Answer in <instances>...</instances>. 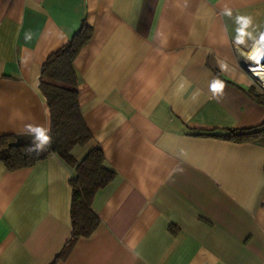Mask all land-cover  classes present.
Here are the masks:
<instances>
[{
	"label": "crops",
	"instance_id": "obj_1",
	"mask_svg": "<svg viewBox=\"0 0 264 264\" xmlns=\"http://www.w3.org/2000/svg\"><path fill=\"white\" fill-rule=\"evenodd\" d=\"M247 21V23H245ZM82 22L78 102L114 177L98 224L71 237L57 154L0 163V264H264V123L246 53L264 45V0H0V136L50 131L41 66Z\"/></svg>",
	"mask_w": 264,
	"mask_h": 264
},
{
	"label": "trees",
	"instance_id": "obj_2",
	"mask_svg": "<svg viewBox=\"0 0 264 264\" xmlns=\"http://www.w3.org/2000/svg\"><path fill=\"white\" fill-rule=\"evenodd\" d=\"M91 27L82 22L70 39L51 53L41 66L39 90L45 98L50 117V143L39 153L29 151L34 142H39V133L27 138L14 135L0 136V163L7 169L33 165L49 154H57L69 166L74 167L75 176L69 179L71 187L70 222L71 237L87 236L98 224L96 214L91 210L95 192L114 177V172L104 166V155L99 147H93L76 161L70 151L76 145L91 140L92 134L86 126L78 102V75L73 61L91 37ZM249 92L264 103V90L252 85ZM264 135V123L241 130H230L229 138L236 142L252 140Z\"/></svg>",
	"mask_w": 264,
	"mask_h": 264
},
{
	"label": "built area",
	"instance_id": "obj_3",
	"mask_svg": "<svg viewBox=\"0 0 264 264\" xmlns=\"http://www.w3.org/2000/svg\"><path fill=\"white\" fill-rule=\"evenodd\" d=\"M261 47L262 48L254 45L246 53L244 68L251 77L252 83L259 89L264 90V60L255 61L250 55L255 50H257L259 54H264V45H262ZM255 63H258L259 67H255Z\"/></svg>",
	"mask_w": 264,
	"mask_h": 264
},
{
	"label": "clouds",
	"instance_id": "obj_4",
	"mask_svg": "<svg viewBox=\"0 0 264 264\" xmlns=\"http://www.w3.org/2000/svg\"><path fill=\"white\" fill-rule=\"evenodd\" d=\"M245 23H247V21H245ZM262 39H264V37H262ZM37 139L39 142H34V144L29 148L30 152L35 151L39 153L50 143V137L45 135H39Z\"/></svg>",
	"mask_w": 264,
	"mask_h": 264
},
{
	"label": "bare ground",
	"instance_id": "obj_5",
	"mask_svg": "<svg viewBox=\"0 0 264 264\" xmlns=\"http://www.w3.org/2000/svg\"><path fill=\"white\" fill-rule=\"evenodd\" d=\"M251 57L255 60V61H257L258 59H255L254 57H257L258 55H260L259 53H258V51L257 50H255V51H253L251 54ZM256 65H255V67H259V64L258 63H255Z\"/></svg>",
	"mask_w": 264,
	"mask_h": 264
},
{
	"label": "snow or ice",
	"instance_id": "obj_6",
	"mask_svg": "<svg viewBox=\"0 0 264 264\" xmlns=\"http://www.w3.org/2000/svg\"><path fill=\"white\" fill-rule=\"evenodd\" d=\"M255 59H258V60H264V54H260L258 55L257 57H254Z\"/></svg>",
	"mask_w": 264,
	"mask_h": 264
}]
</instances>
